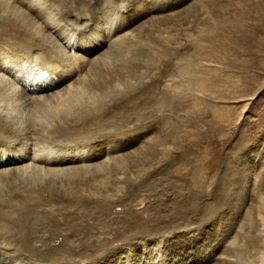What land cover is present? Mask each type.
Wrapping results in <instances>:
<instances>
[{
  "label": "rangeland",
  "instance_id": "rangeland-1",
  "mask_svg": "<svg viewBox=\"0 0 264 264\" xmlns=\"http://www.w3.org/2000/svg\"><path fill=\"white\" fill-rule=\"evenodd\" d=\"M27 1L48 4L46 21L60 22L61 36L74 40L94 39L122 14L126 24L112 37L124 34L122 42L104 66L130 76L108 104L126 108L99 141L61 146L35 135L32 150L60 159L46 166L52 172L105 159L116 166L71 181L35 162L39 179L24 185L50 178L53 189L14 187L16 208L0 224V260L10 243L14 264H264V0ZM21 9L0 7V31L17 36L6 44L0 34L1 58L35 60L45 46L28 51L33 42L17 30L27 25L16 22ZM49 40L69 62L72 53L59 49L67 39L52 33ZM4 77L0 114L14 129L31 124L36 117L17 98L18 84ZM0 187V198H10Z\"/></svg>",
  "mask_w": 264,
  "mask_h": 264
},
{
  "label": "bare ground",
  "instance_id": "bare-ground-1",
  "mask_svg": "<svg viewBox=\"0 0 264 264\" xmlns=\"http://www.w3.org/2000/svg\"><path fill=\"white\" fill-rule=\"evenodd\" d=\"M49 1L56 2L57 0ZM96 1L102 0H95V3ZM43 3H41L42 5L39 4L38 7H32L27 0H0V7L3 6L4 8L5 6H9L11 12H17L18 8L21 9L23 7V9H21V14L16 18V22L19 23L18 17H21L27 22L25 27L20 25L17 27V30L20 29L23 32V35L20 34L19 37L27 36L28 39H25L27 43L30 44V42H33L28 51L36 50V44H45V46L41 48L42 51L40 55L38 57L34 56L35 60L25 59V57L21 55L24 53L27 54L28 52H22L17 55H21L22 61L12 59L14 55L11 54L3 55L2 58L0 57V73L2 72L0 76L4 77L8 75V78L10 77L8 80H11L12 84H15L14 80L16 81V85L18 84L17 98L21 100L30 112L34 113V117H36L35 120L30 122L31 124L22 123L21 126L14 129V124H16V122L0 114V147H2L0 151H7L5 153H0V181L7 188H10V198H0V224H3V219L7 215L6 211L9 208H16L17 194L15 191L18 190L14 189V187H22L23 192H32L35 189H53L50 185V178L45 180L43 184H33V186L32 184L26 183L24 185V181L26 180L36 181V179H39L41 171H39L40 168L38 170L35 169V162H39V165L40 163L43 164L42 169L44 170V174L58 175L59 172H68V176H71V181H73V177L84 179L87 177V174L94 175L102 171L107 172L116 166V163L109 165L107 159H105L106 161H99L98 163L93 162L90 164L72 165L62 167L60 170L57 168L56 171L53 170L52 172L48 167L46 168V166L58 163L60 159L57 160V157L55 158L53 155L48 156V154H43L41 153L42 151L40 154L31 148L34 144H38V138L35 135L53 137L52 141H55V143L57 142V145L61 146L66 143H63L64 141L72 139L73 141L77 139L86 144H93L99 141L103 136L101 133L104 132L108 135L111 128L107 131L105 128L109 125L112 126L111 121L113 118H118L116 117V111H123L126 108L121 107L119 109H113L114 105L108 104L112 101V94L114 91L118 90V93L122 92V88H118L119 83L121 82L120 85L122 84L121 80L124 82L129 81L127 78L130 76L129 71L123 67H119L117 71L113 72L104 66V64H106V59L117 49L116 46L118 43L122 42L120 40L123 39L124 34L117 36V38H122L117 39L119 41H116V39L113 40L112 38L113 35H116L118 28L126 24L125 21H123L124 17L122 14L120 18L116 17L117 19L115 20L111 18L112 20L109 22L107 21L109 18H107V20H105L108 22L106 24L107 27H105L106 32L103 26V33L98 32L100 29L97 30V32H94V39L87 40L88 38L83 39V37H78L79 39L74 40L75 38L72 39V35L69 37L66 35L61 36L64 35L65 32L62 28V24L59 25L60 22L52 25L51 22L48 23L46 21L50 16H48V9H50V6H47L48 4L46 3V5H44ZM89 8H91L92 11L97 10L94 6H88V9ZM113 16L115 17V15ZM104 19L106 18L104 17ZM35 24H37V26H35ZM28 26L34 29L30 27L27 28ZM63 26L66 27L65 25ZM52 33L57 40L67 39L65 41H68V44H64V48L61 46L59 49L61 51L66 48L68 53H72L69 62L65 63V61H63L64 59L54 54L50 46L46 44L45 41L51 40H49V38L52 36ZM0 34L5 35L3 42L6 44H13V41L16 40L15 37H17L11 34V30H1ZM60 36L63 38H60ZM20 41V38H17L16 43ZM54 49L57 51V48L54 47ZM21 50L25 51L26 49L22 46ZM82 51L87 54V56L93 55L92 58H86L87 56L82 54ZM27 55L32 56L33 54L30 53ZM29 60L31 61L28 62ZM25 62H27V65H24V67H26L23 68L22 66ZM127 84L128 83L125 82L122 85L126 88ZM1 89L2 87H0V90ZM97 91L101 93L102 99L104 98V100L99 98ZM43 119H45V122ZM48 124L49 126L51 125L50 128ZM36 125L40 127L35 128ZM111 137L114 138V135L112 134ZM13 149L14 151H12ZM13 154L16 156H13ZM79 155L80 152L78 156ZM75 156L77 157V153ZM91 159L88 160L91 161ZM31 202H33L32 198L25 200L24 206L27 204L26 210L30 208ZM25 239V242H27V238ZM1 243L2 241L0 240V248H4ZM6 246L7 249L4 254L8 259H2V257L0 264H14L15 259L10 251L14 248L10 243H7ZM232 251L227 250V255ZM226 263L227 262H224V264Z\"/></svg>",
  "mask_w": 264,
  "mask_h": 264
}]
</instances>
